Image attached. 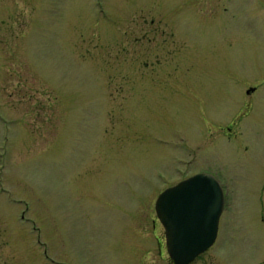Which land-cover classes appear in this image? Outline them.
Instances as JSON below:
<instances>
[{
  "label": "rangeland",
  "instance_id": "obj_1",
  "mask_svg": "<svg viewBox=\"0 0 264 264\" xmlns=\"http://www.w3.org/2000/svg\"><path fill=\"white\" fill-rule=\"evenodd\" d=\"M204 169L188 264H264V0H0V264H168L156 197Z\"/></svg>",
  "mask_w": 264,
  "mask_h": 264
},
{
  "label": "water",
  "instance_id": "obj_2",
  "mask_svg": "<svg viewBox=\"0 0 264 264\" xmlns=\"http://www.w3.org/2000/svg\"><path fill=\"white\" fill-rule=\"evenodd\" d=\"M224 191L211 173L200 171L164 188L155 211L166 228V245L176 264H188L215 240Z\"/></svg>",
  "mask_w": 264,
  "mask_h": 264
},
{
  "label": "flooded vegetation",
  "instance_id": "obj_3",
  "mask_svg": "<svg viewBox=\"0 0 264 264\" xmlns=\"http://www.w3.org/2000/svg\"><path fill=\"white\" fill-rule=\"evenodd\" d=\"M255 91V87H253V86H249L247 89H246V92L249 94V93H252V92H254ZM203 171H206V172H210V173H212V174H214L215 176H216V174L213 172V171H210V170H208V169H204ZM194 173V172H193ZM190 174H192V173H188V174H185V175H182V176H179L180 177V179H182V178H184V177H186V176H188V175H190ZM217 177V176H216ZM179 179V180H180ZM178 180H173L171 183H169L168 185H166V186H169V185H171V184H173V183H175V182H177ZM165 186V187H166ZM224 187V186H223ZM157 216V215H156ZM157 220L159 221V219H158V217H157ZM160 222V221H159ZM161 223V222H160ZM161 225H162V223H161ZM162 229H163V231H162V241L164 242V247H165V251L167 252V249H166V228L162 225ZM218 230H219V225H218ZM217 234H218V232H217ZM217 237V236H216ZM159 239H160V236H159ZM160 242H161V239H160ZM204 252V251H203ZM167 254H168V252H167ZM200 254H198L196 257H195V259L199 256ZM2 256V254H0V257ZM3 257V256H2ZM50 262H51V264H58V259H55V258H53V257H50ZM63 264H67V263H63ZM168 264H175L174 262H173V260L170 258V261H169V263Z\"/></svg>",
  "mask_w": 264,
  "mask_h": 264
}]
</instances>
